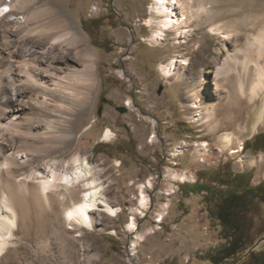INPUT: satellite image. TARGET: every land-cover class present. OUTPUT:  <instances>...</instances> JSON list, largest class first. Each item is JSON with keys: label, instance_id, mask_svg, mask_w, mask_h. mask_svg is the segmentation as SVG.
<instances>
[{"label": "rangeland", "instance_id": "374dc122", "mask_svg": "<svg viewBox=\"0 0 264 264\" xmlns=\"http://www.w3.org/2000/svg\"><path fill=\"white\" fill-rule=\"evenodd\" d=\"M48 1L35 0L24 9H13L5 20L25 19ZM54 1L61 2V9L96 51L99 83L92 103L77 116L74 140L58 146V152L40 157L21 151L18 159L22 166L17 168L16 181L25 180L32 167L46 172L49 164L70 169L72 163L67 162L80 154L96 166L105 184V195L120 210L116 217L100 213L101 221L96 226L102 229L81 227L66 218L65 210L81 198L82 186L56 189L46 201L33 188L39 180L31 178L27 194L16 199L18 226L0 255V264H166L172 259L182 264H213L204 257L210 248L223 242L219 222L210 213L216 198L211 199L206 191H196L197 184L209 182L201 177L209 170L224 171L227 162L237 172L253 169L254 184L264 179V149H256L264 138L246 147L247 141L264 135V92L250 101L236 89V80L219 79L222 89L215 92L212 79L202 85L201 97L205 106L206 96L213 95L212 121L196 120L187 94V84L195 79L194 71L187 67L186 79L178 82L166 78L161 68L179 47L173 44L174 30L167 31L166 40L156 41L159 23L148 24L151 17H158L153 10L155 0ZM222 2L232 15L221 21L241 18L240 24H250L241 25L236 38L209 34L207 23L188 26L190 36L183 50L187 55L181 53L180 60L193 57L201 47L208 57L197 60L215 63L217 46H222L223 53V42L228 49L244 48L259 32L264 0ZM232 76L236 79L235 72ZM4 86L5 80L0 78V101ZM122 106L127 111H120ZM108 128L113 135L110 141L103 135ZM225 133L234 136L228 146L220 139ZM170 169L187 170L195 175V181H171L166 177ZM150 179L153 185L146 189L150 206L136 214L143 239L132 249L129 243L137 232H130L126 225L134 215L132 208L138 205L139 185H149ZM163 205H167L165 209ZM160 212H164L162 222L156 217ZM256 223L253 249L264 256V204ZM248 257L245 251L222 264H241Z\"/></svg>", "mask_w": 264, "mask_h": 264}, {"label": "bare ground", "instance_id": "6f19581e", "mask_svg": "<svg viewBox=\"0 0 264 264\" xmlns=\"http://www.w3.org/2000/svg\"><path fill=\"white\" fill-rule=\"evenodd\" d=\"M34 1H0V78L5 80L0 101V255L11 241L9 236L15 234L19 217L16 199L27 194L31 178L39 180L33 188L46 201L56 189L73 190L82 186L81 198L66 206L65 210L66 218L81 227L102 229L96 226L101 221L100 213L116 217L120 210L105 195V184L96 166L90 163L87 156L82 157L80 154H75L67 162L72 163L70 169L49 164L50 170L46 172L32 167L26 173L25 180L16 181L17 168L22 166L18 159L21 151H29L40 157L56 153L59 151L58 146L74 140L77 116L92 103L99 83L97 53L70 16L61 9V2L48 1L43 7L34 9L25 19L5 20L12 15L13 9H24ZM222 1L155 0L153 10L158 17H151L148 22L159 23V30L154 34L158 43L166 40L167 31H176L173 44L179 50L161 68L166 78L173 77L178 82L186 79L187 67L194 71L195 79L187 84V94L195 112L193 117L196 120L205 118V123L212 121L215 104L211 93L206 96L207 105H202L204 83L215 80L214 91L219 92L222 89L219 79L222 82L236 80V89L246 94L250 101L264 92V15L261 29L246 47L228 49L226 42H223L225 53L222 52V46H217L215 53L218 61L210 64L197 60V57H208L201 47L193 57L185 56L184 60H180L181 55L186 53L183 50L187 49L186 38L190 36L191 30L187 29L188 26L207 23L211 30L209 34L236 38L241 25L245 27L250 24H240L241 18L221 21L232 15L230 8ZM4 8L11 9L3 12ZM232 72L236 73V79ZM131 104L132 99L129 98L128 106ZM154 122H157L156 119ZM103 135L106 141L113 138L109 128ZM220 139L224 146H228L234 136L225 133ZM39 142L51 148L44 149ZM166 177L176 182L195 181V175L187 170L170 169ZM148 183L139 185L138 205L132 208L134 215L126 225L130 232H137L135 239L129 243L132 249H136L143 239L136 214L144 213L150 206L151 198L146 189L153 182L150 179ZM167 191L170 192V189ZM166 206L163 205V209ZM156 217L158 222H162L164 212L158 213ZM31 237L29 234L28 239Z\"/></svg>", "mask_w": 264, "mask_h": 264}, {"label": "trees", "instance_id": "16d2710c", "mask_svg": "<svg viewBox=\"0 0 264 264\" xmlns=\"http://www.w3.org/2000/svg\"><path fill=\"white\" fill-rule=\"evenodd\" d=\"M261 138L264 135L258 134L254 141H247L246 147H252ZM256 149H264V141ZM228 164L224 171H207L201 179H209V182L197 184L196 191H206L211 199L216 198L210 213L218 220L223 239L221 244L210 248L204 258L213 264H222L248 251L249 257L241 264H264L263 254L253 249L258 233L256 215L264 204V179L254 184L253 169L237 172ZM166 264L182 263L172 259Z\"/></svg>", "mask_w": 264, "mask_h": 264}, {"label": "water", "instance_id": "95a60500", "mask_svg": "<svg viewBox=\"0 0 264 264\" xmlns=\"http://www.w3.org/2000/svg\"><path fill=\"white\" fill-rule=\"evenodd\" d=\"M120 111L124 112V111H127V107L126 106H122V107H119Z\"/></svg>", "mask_w": 264, "mask_h": 264}, {"label": "snow or ice", "instance_id": "6c2138e0", "mask_svg": "<svg viewBox=\"0 0 264 264\" xmlns=\"http://www.w3.org/2000/svg\"><path fill=\"white\" fill-rule=\"evenodd\" d=\"M2 11H3V12H7V11H8V9H7V8H4Z\"/></svg>", "mask_w": 264, "mask_h": 264}]
</instances>
